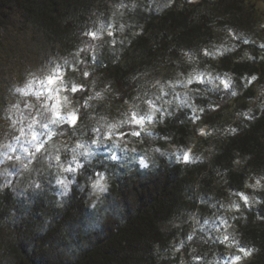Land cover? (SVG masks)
I'll use <instances>...</instances> for the list:
<instances>
[{"label":"trees","instance_id":"1","mask_svg":"<svg viewBox=\"0 0 264 264\" xmlns=\"http://www.w3.org/2000/svg\"><path fill=\"white\" fill-rule=\"evenodd\" d=\"M0 16L42 37L75 107L46 134L60 157L98 138L154 157L97 154L61 200L46 176L22 197L0 183V264H203L211 246L264 264V0H0Z\"/></svg>","mask_w":264,"mask_h":264},{"label":"rangeland","instance_id":"2","mask_svg":"<svg viewBox=\"0 0 264 264\" xmlns=\"http://www.w3.org/2000/svg\"><path fill=\"white\" fill-rule=\"evenodd\" d=\"M39 41H42L41 36L27 35L25 23L19 18L11 21L0 16L1 185L12 189L17 197H22L29 190L38 191L39 187L36 185H40V181L46 176L49 190L56 192L61 200L70 195L71 185L76 182L77 172L81 168L75 175L63 169L75 167L77 161L84 165L87 160L81 153L87 149H91L94 156L102 152H109L110 156L115 154L117 162L139 161L142 166L152 163L153 155L144 149L128 142L108 144L105 140L103 144L91 143L80 147L77 155H74L75 160L73 157H60L59 144L46 134L56 124L53 121L60 118L70 120V115L75 114V107L62 94L54 76L55 66L52 60L48 61L51 57L39 45ZM44 61H48V65ZM50 78L52 83H49ZM97 172L103 173L106 181L104 171L101 169ZM59 179H66V183L71 181L66 192L58 184ZM95 180L93 175L84 192L91 209L103 193L93 189ZM214 215L211 212L205 214L204 217L210 221L204 223V230L214 228ZM220 235L229 241L228 230H221ZM198 241L206 240L201 236ZM206 252L210 257L203 264H238L236 258H229L228 249L225 254H221L211 246Z\"/></svg>","mask_w":264,"mask_h":264},{"label":"snow or ice","instance_id":"3","mask_svg":"<svg viewBox=\"0 0 264 264\" xmlns=\"http://www.w3.org/2000/svg\"><path fill=\"white\" fill-rule=\"evenodd\" d=\"M57 78L59 79V77H57ZM52 82H53L52 78H50L49 79V83H52ZM224 86L228 87L229 85L227 83H225ZM71 91L75 92V91H77V89L73 87V88H71ZM57 115H59V113H57ZM132 119L134 120V122L137 125H139L140 122H141L139 119H136L135 117H133ZM70 120H71V123H72L73 127L75 128V125H76L77 121L79 120V117L77 115H75V114H72V115H70ZM55 122L56 121H53V123H55ZM46 126L47 125H45V127ZM96 131L99 132L100 130L97 129ZM128 134H130L132 136H136V137L141 136V132L140 131H136V130H133L131 133H128ZM124 135H125V133H121V137H123ZM108 139L111 140V136H109ZM92 143L93 144H97V145L103 144L104 143V139L103 138L94 139L92 141ZM81 147H83V145H81ZM81 155H83L86 160H91L92 157L95 155V153L91 149H87V150H85L84 153H81ZM182 158L186 162L188 161V156L187 155H183L182 154ZM110 159L116 160L117 156L114 154V155H112L110 157ZM73 160H75V156H73ZM144 166L147 167V164L145 163ZM83 167H84V165L77 161L75 167H73V166L65 167L63 169V171L69 172V173H72L73 175H75L77 170L79 168H83ZM94 175L96 177V180L94 181V183L92 185L93 189L94 190H98V191H106L107 190V184H106L105 177H104L103 173L95 172ZM57 182H58V184L63 186V188L65 189V192L68 190L69 183H71V181L66 183V179H59ZM36 187H39V185H36ZM243 200H244L245 203H248V197L247 196H244ZM240 250H241V252L245 253L247 256L251 257L252 252L249 251L246 247L242 246ZM236 259H237L238 262L240 261V257H237Z\"/></svg>","mask_w":264,"mask_h":264}]
</instances>
